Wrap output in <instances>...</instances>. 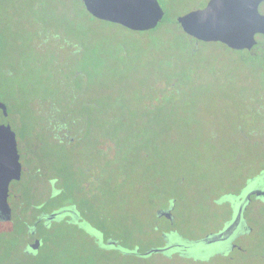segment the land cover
I'll return each instance as SVG.
<instances>
[{
	"label": "flooded vegetation",
	"instance_id": "flooded-vegetation-1",
	"mask_svg": "<svg viewBox=\"0 0 264 264\" xmlns=\"http://www.w3.org/2000/svg\"><path fill=\"white\" fill-rule=\"evenodd\" d=\"M209 1L201 0L182 13L168 16L162 0H159L165 14L158 25L149 30H133L123 24L94 16L85 0H0V144L9 142L14 133L21 164L20 178H11L12 172L2 171L0 167V183L10 178L8 201L13 218L16 209L24 210L27 206L33 208L29 205L30 201H34L33 195L37 196L36 198L43 196L41 201H47L62 194H73L75 207L64 209L73 210L74 213L63 214L66 213L69 218L81 222L85 220L80 202L83 195L89 202L91 216L89 221L85 220L88 225L79 226L94 236L96 241L78 243L77 245L81 246L78 249L90 248L98 253L97 246H109L104 254L110 251L117 256L138 257L173 251L171 257L166 260L191 259L188 249L193 242L184 235L177 241L171 240V234L178 231L176 227L178 204L182 202L181 198L185 197L180 195L179 201L176 193L168 192L157 184L159 178L164 182L168 181L170 186L174 181L172 176L165 177L159 162H152L155 158L153 154L156 153L155 140L161 145L166 144L167 138L163 136L167 134L168 129L151 131L145 129L151 127L149 116L158 120L161 111L166 109L167 104L172 101V96L178 92L177 80L172 75L176 74L179 68L175 69L176 73L172 71L171 77L166 81H157L151 86L150 96L139 103L141 105L138 114L129 116L127 112L130 108L125 106V118L117 121L125 131L119 132V128H114L116 120L112 116L113 108L103 107L94 99L84 97L82 82L86 77L82 63L86 62L85 57L88 54L93 55L95 52L92 49L93 39H88L92 37L89 35L91 29L82 23L87 19H78L74 13V16L70 17L71 22L66 24L67 33L66 26L59 23V18L64 7L78 6L90 19L115 23L133 31L160 29L166 31L170 26H176L179 32L190 39L188 51L190 57L199 53L206 44H221L239 55L234 62H246L250 68H258L260 76L257 89L264 86V33L256 34L257 42L251 48L240 49L222 41L198 39L183 29L178 21L179 16L203 8ZM5 2L11 5L14 3L9 9L10 20L4 17L6 11L2 6ZM259 9L264 14V0L260 3ZM162 24L164 27L160 28ZM77 29L79 34H82L81 37H73L72 33H69L70 31L77 33ZM62 47L67 48L69 55L62 53ZM95 64L97 60L86 67L94 69ZM138 118L140 120L137 121ZM137 123L138 129H131ZM236 127L238 129H235L236 131L232 130L230 123H226L224 127V133L234 136L236 143V148L228 147L229 155L236 162L235 168L239 171L244 170L247 174L235 187L225 188L219 193L220 204L227 210L223 215V227L219 232L225 230L241 211L240 223L232 236L225 241H219L225 242L227 246L218 252L217 256H222L227 262L232 258L240 261L251 254L244 240L252 234L257 235V246L264 244V195L251 194L244 202L253 188L264 189V90L255 95L244 114V120H237ZM148 132L158 138L147 136ZM131 135L139 137L134 144L127 138ZM216 137L217 133L212 131L207 139L210 142ZM132 150H136L138 156L143 157L146 162L145 166H140L139 182L145 188L152 187V191L156 193L155 200L152 198L150 201L155 206L153 225L140 228L137 234L140 239L146 234L158 235L164 241L161 246L143 250L135 248L132 242L125 243L114 237L109 236L102 241L100 239L102 234L109 232L105 227L113 220V213L109 211V201L113 200L115 193L113 168L119 171L120 183L117 182L116 190L123 196L124 168L131 163L129 152ZM69 153L73 157L71 161L68 159ZM150 165L154 167V177L151 171H148ZM38 189L47 192L39 193ZM70 189L72 190L69 192ZM37 210L38 218H41V221L47 220L49 214ZM117 227L121 229L120 225ZM37 228L38 226L34 228L32 226L31 234L33 230L35 234H32L33 240L25 245L26 253L34 254L42 245L59 249L67 244L44 243L37 236ZM37 238L41 243L38 248L33 249L30 244ZM239 239H242V242H239ZM158 248L165 250L146 253L148 250ZM176 254L180 258L174 257Z\"/></svg>",
	"mask_w": 264,
	"mask_h": 264
},
{
	"label": "rangeland",
	"instance_id": "rangeland-1",
	"mask_svg": "<svg viewBox=\"0 0 264 264\" xmlns=\"http://www.w3.org/2000/svg\"><path fill=\"white\" fill-rule=\"evenodd\" d=\"M200 1L162 0V3L170 16L184 12ZM10 5L5 2L2 6V9L6 11L4 15L6 18L10 15ZM60 12L61 25L66 26L71 22L70 17L74 16V13L78 19H87L82 23L86 24V28L91 29L89 35L92 37L88 39H93L92 49L95 52L93 55L88 54L85 57L86 62L82 63L86 77V80L82 82L85 90L84 97L94 99L103 107H112V116L116 120L114 128H119V132L125 131L124 127L117 122L125 118V106L130 108L127 112L129 116L138 114L141 105L139 103L150 96L151 86L157 81H166L171 77V72L176 73L175 69L179 68L177 75H172L177 80L178 92L167 104V110L161 111L158 120L149 116L151 127L145 129L146 131L168 129L167 134L163 136L167 138V143L161 145L158 140H155L156 153H152L155 158L153 161L151 158L150 160L161 164V171L165 177H173L174 183L171 186L168 181L164 182L160 178L157 184L168 192L176 193L179 198L180 195L185 197L181 198L183 200L178 204L176 211L178 231L171 234V240L177 241L181 235H186L193 243L188 249L191 259L166 260L171 257L173 251L156 252L139 257L115 256L113 253L104 257L100 255V250L109 249V246L96 248L98 253L90 248H87L88 252L84 250L86 253H82L83 249H78L81 246L66 244L63 250H57V253L49 256L47 260L44 261L43 256V262L45 264H150V262L264 264V244L257 246L256 234L245 238L244 243L251 254L240 261L232 258L227 262L222 256H217L218 252L220 253L227 246L225 242L210 244L198 242L206 234L217 233L222 229L223 215L227 210L220 204L219 193L225 188L235 187L247 174L246 171L235 168L236 162L229 155L228 147L236 148V143L234 136L224 133V127L226 123H230L234 131L237 128V120H244V114L252 104L255 95L264 90V86L257 89L259 69L250 68L246 62H234L239 55L221 44H206L199 53L190 57L188 54L190 39L179 32L176 26H170V29L166 31L163 29L133 31L115 23L90 19L78 6H66ZM81 27L83 29V26ZM161 27H164L163 24L160 25ZM66 32L68 33L67 26ZM69 33H72L73 37L82 36L79 34V29L77 33L74 31ZM61 49L63 54L69 55L66 47ZM95 60L97 64L94 69H88L86 66L89 67ZM137 126L138 123L131 129H138ZM212 131L217 133L218 137L209 142L207 138ZM147 136L158 138L151 132H148ZM127 138L134 144L139 137L131 135ZM129 155L131 163L124 168L123 196L116 190L117 182L120 183L119 171L113 168L114 188L118 194L109 201V211L113 213V220H110L105 228L109 233L115 232L121 240L129 238L135 248L143 250L148 247H158L164 242L158 235L146 234L142 239L138 234L137 237L135 236L140 232V228L153 225L155 206L150 201L154 199L156 193L152 191V187L145 188L139 182L140 166L146 164L143 157H139L136 150L130 151ZM72 158V154L69 153L68 159L71 161ZM148 171H151L154 177L153 165H150ZM38 190L39 193L42 192ZM77 190L79 191L80 187ZM46 192L45 190L42 193ZM36 197L33 195L34 201L29 203L33 208L27 206L24 210L16 209L15 216L19 215L32 220L35 214H38L37 209L48 215L60 209L73 208L76 202L73 194H62L47 201H41L43 196ZM117 208L123 210L120 211ZM67 217L66 213L58 215L55 226H64V221L68 220ZM46 223L47 221L42 225ZM72 223L88 225L85 220L81 222L73 220ZM116 224L121 226L120 230ZM62 228L55 240L74 243L71 230ZM4 231L5 226L0 224V232L4 233ZM100 239L103 240L102 235ZM239 242H242V239H239ZM108 252L110 251L106 253ZM2 257L0 252V264H4L1 263Z\"/></svg>",
	"mask_w": 264,
	"mask_h": 264
},
{
	"label": "water",
	"instance_id": "water-1",
	"mask_svg": "<svg viewBox=\"0 0 264 264\" xmlns=\"http://www.w3.org/2000/svg\"><path fill=\"white\" fill-rule=\"evenodd\" d=\"M89 11L96 17L123 24L133 30H149L155 28L163 19L165 11L159 0H85ZM263 0H210L208 4L179 16L178 21L190 35L205 41H222L233 48H251L256 42V34L264 33V14L259 6ZM8 139V137H3ZM0 167L2 171L12 172L11 178H20L21 164L17 150L15 135L12 133L10 141L0 144ZM0 183V220H12V208L8 201V182ZM251 194L264 195L262 187L254 188ZM64 212L74 213L73 210L62 209L47 216L52 220ZM241 211L237 218L223 231L209 233L201 237L198 242L210 244L228 239L240 223ZM41 221L34 222L37 226ZM35 234V230L32 231ZM114 242V241H113ZM41 240L35 239L31 248L39 247ZM173 246V245H172ZM163 248L151 249L162 251Z\"/></svg>",
	"mask_w": 264,
	"mask_h": 264
},
{
	"label": "trees",
	"instance_id": "trees-1",
	"mask_svg": "<svg viewBox=\"0 0 264 264\" xmlns=\"http://www.w3.org/2000/svg\"><path fill=\"white\" fill-rule=\"evenodd\" d=\"M126 140V139H125ZM118 193H114V197ZM57 197V196H56ZM180 201V198H179ZM79 202V201H77ZM82 204L81 210L83 213V219L89 221L90 219V205L89 202L86 200V198L81 197ZM39 215L35 214L34 219L28 220L27 218H22L21 216L17 215L14 216L12 221L10 222H0V224L5 226V231L0 232V252H1V263L4 264H45L42 260V257L44 256V261L49 258L52 254L57 253V250H63L62 248L54 249V247H48L47 245H42L39 251H37L34 254H28L25 252V245L29 241H32L33 235L31 234L32 226L34 228V222L38 219ZM57 219V217H55ZM55 219L53 220H42L38 223L37 228V236L41 238V240L44 243L49 242H62V241H56L55 237L58 233L62 231V227L70 229L71 234L74 237L75 241L74 243H67L68 246H71L73 244L78 243H89L94 242L96 239L91 234L85 232L78 224H73L72 221L75 219L67 217L68 220L64 221V226H55ZM47 221L45 225H42L43 222ZM103 238L106 239L107 237H114L115 239H118L119 241H123L125 243H131L132 240L119 239L115 232L111 233H104L102 234ZM137 237V233L135 234ZM186 237V235H184ZM88 247V246H87ZM97 248H99L97 246ZM84 250L88 252L87 248L84 249L82 252L84 253ZM92 250V249H91ZM100 255L107 257L109 254H113L112 252L109 253H103L105 250H100ZM114 255V254H113ZM117 256V255H115ZM133 255H123L122 257H128ZM174 257L180 258L178 254H176ZM83 264V263H82Z\"/></svg>",
	"mask_w": 264,
	"mask_h": 264
}]
</instances>
